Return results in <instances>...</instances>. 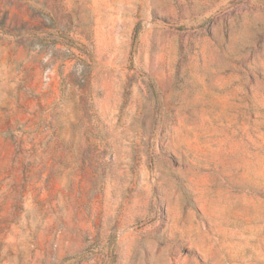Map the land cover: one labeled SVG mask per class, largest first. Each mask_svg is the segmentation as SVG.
<instances>
[{"label": "rangeland", "instance_id": "obj_1", "mask_svg": "<svg viewBox=\"0 0 264 264\" xmlns=\"http://www.w3.org/2000/svg\"><path fill=\"white\" fill-rule=\"evenodd\" d=\"M0 264H264V0H0Z\"/></svg>", "mask_w": 264, "mask_h": 264}]
</instances>
